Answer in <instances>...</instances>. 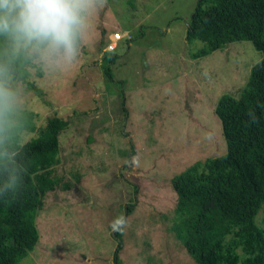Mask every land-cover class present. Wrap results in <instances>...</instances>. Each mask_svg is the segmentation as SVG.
<instances>
[{
    "label": "rangeland",
    "instance_id": "rangeland-1",
    "mask_svg": "<svg viewBox=\"0 0 264 264\" xmlns=\"http://www.w3.org/2000/svg\"><path fill=\"white\" fill-rule=\"evenodd\" d=\"M196 3L107 0L86 18L75 67L49 68L23 49L30 84L9 79L19 94L11 122L28 119L19 143L38 136L47 117L68 125L56 161L36 173L48 180L39 238L18 264H115L117 227L120 264H194L171 230V178L226 153L216 103L238 97L263 57L236 40L193 58L204 46L185 38Z\"/></svg>",
    "mask_w": 264,
    "mask_h": 264
},
{
    "label": "trees",
    "instance_id": "trees-1",
    "mask_svg": "<svg viewBox=\"0 0 264 264\" xmlns=\"http://www.w3.org/2000/svg\"><path fill=\"white\" fill-rule=\"evenodd\" d=\"M185 38L204 42L193 58L236 40H250L263 57L238 97L224 94L216 103L226 153L171 178L177 197L171 230L194 264H264V0H197ZM0 63L10 80L30 84L31 58L3 35ZM105 72L112 78L109 66ZM12 119L0 124V188L10 176L17 181L0 196V264H18L39 238L35 219L48 180L36 173L56 161L58 134L68 125L60 116L47 117L38 136L19 143L28 119ZM113 236L119 241L114 262L120 264L119 227Z\"/></svg>",
    "mask_w": 264,
    "mask_h": 264
},
{
    "label": "clouds",
    "instance_id": "clouds-1",
    "mask_svg": "<svg viewBox=\"0 0 264 264\" xmlns=\"http://www.w3.org/2000/svg\"><path fill=\"white\" fill-rule=\"evenodd\" d=\"M107 0H0V35L10 37L17 51L24 49L49 68L75 67L81 56V33L93 9ZM19 94L12 87L7 66L0 63V124L14 115ZM10 176L0 196L15 184Z\"/></svg>",
    "mask_w": 264,
    "mask_h": 264
}]
</instances>
